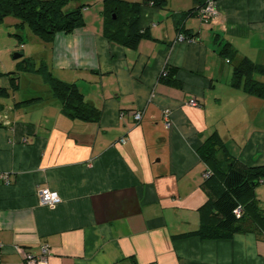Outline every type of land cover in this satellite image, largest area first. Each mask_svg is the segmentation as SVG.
<instances>
[{
    "label": "crops",
    "instance_id": "crops-1",
    "mask_svg": "<svg viewBox=\"0 0 264 264\" xmlns=\"http://www.w3.org/2000/svg\"><path fill=\"white\" fill-rule=\"evenodd\" d=\"M206 1L143 5L145 35L133 47L104 35L103 8L44 45L51 73L75 84L97 120L63 114L48 86L19 92V74L0 57V171L10 174L0 183V264H24L17 247L38 254L42 245L48 264H264V231L196 233L207 199L200 144L214 136L218 159L264 165V99L231 83L243 57L264 65V0H214L203 22ZM226 43L231 60L220 54ZM44 187L61 198L53 209L39 203Z\"/></svg>",
    "mask_w": 264,
    "mask_h": 264
},
{
    "label": "trees",
    "instance_id": "trees-1",
    "mask_svg": "<svg viewBox=\"0 0 264 264\" xmlns=\"http://www.w3.org/2000/svg\"><path fill=\"white\" fill-rule=\"evenodd\" d=\"M89 1L91 0H0V22L5 17H13L17 20V28L27 29L48 43L56 33H69L84 26L83 10L89 5ZM101 1L104 35L109 40L128 47H133L145 35V31L139 28L141 7L151 4L160 8L164 5V0ZM71 2L73 4L70 7ZM16 37L22 44L21 35L16 34ZM220 54L231 60L235 51L226 43ZM30 62V58H25V65L19 66V70H26ZM35 71L41 75L51 95L60 103L63 114L73 119H98L99 112L86 104L75 84L54 76L44 62ZM170 73L174 74V69H170L168 75ZM256 74L264 75V65L243 57L233 66L231 83L237 85L242 81L245 92L264 99V82L255 78ZM1 92L3 93L2 88ZM30 102L31 100L25 103ZM217 147L218 140L214 136L207 138L198 147V153L211 175L203 181L207 199L199 208L200 225L196 233L201 238L228 239L237 233L255 229L264 231V207L260 206L255 195V188L264 183V165L247 167L235 159L224 157L220 160L216 157ZM237 207L241 209L238 217L234 213Z\"/></svg>",
    "mask_w": 264,
    "mask_h": 264
},
{
    "label": "rangeland",
    "instance_id": "rangeland-1",
    "mask_svg": "<svg viewBox=\"0 0 264 264\" xmlns=\"http://www.w3.org/2000/svg\"><path fill=\"white\" fill-rule=\"evenodd\" d=\"M72 4L73 3L71 2L70 7L72 6ZM87 8H88L87 12L84 11L83 15H86V13H94V14L99 13L100 10L103 8V5L101 2H99V0H91L89 1V5ZM16 23L17 20L10 16L5 17L3 21L0 22V37H1L0 57L2 58V61H6L8 64L12 66L11 70H13V72L17 71V73L19 74L21 78V89L19 92L23 94H29L30 92H32V90H35V87H38L39 85L43 86L44 88L47 86L45 82L42 80L41 75L35 71L44 62V58L40 54V52L44 50L45 47L44 45H46V42H43L38 36L31 33L27 29L17 28ZM16 34L21 35L22 47L19 44L20 42L18 41ZM9 41H12L14 43V47L8 49L7 51L2 52L3 50L1 48H4V46H6L7 42ZM15 52H23L22 53L23 56L14 59L13 54ZM31 54H36V55H34V58H30V56H32ZM25 58L31 59L28 68L26 70L24 69L22 70L20 69V71L16 70L17 65L21 67L25 65L24 64ZM260 185H263V183L262 184L260 183L257 187H259ZM255 195H257L256 192ZM262 197L264 198V191L262 193Z\"/></svg>",
    "mask_w": 264,
    "mask_h": 264
},
{
    "label": "built area",
    "instance_id": "built-area-1",
    "mask_svg": "<svg viewBox=\"0 0 264 264\" xmlns=\"http://www.w3.org/2000/svg\"><path fill=\"white\" fill-rule=\"evenodd\" d=\"M216 4L214 0H207L198 10V15L203 22H209L211 18L216 15ZM177 41L182 40H192L186 35L179 34L177 36ZM190 105L196 106L197 101L195 99H190L188 101ZM132 116L135 121H140L142 118V111H134ZM170 112L168 110L163 113V122L165 127H169ZM123 141V139H121ZM211 175L209 169L203 172V178L206 179ZM10 181V174L6 171H0V183L8 184ZM39 203L41 205L47 206L53 209L60 201L61 198L56 191H52L49 188H40L37 192ZM241 209L237 207L234 209V213L238 217L240 215ZM17 251L21 254L24 264H48L49 248L47 245H42L38 254H34L24 247H17Z\"/></svg>",
    "mask_w": 264,
    "mask_h": 264
},
{
    "label": "water",
    "instance_id": "water-1",
    "mask_svg": "<svg viewBox=\"0 0 264 264\" xmlns=\"http://www.w3.org/2000/svg\"><path fill=\"white\" fill-rule=\"evenodd\" d=\"M21 56H22V53H20V52H15V53L13 54V58H14V59L19 58V57H21Z\"/></svg>",
    "mask_w": 264,
    "mask_h": 264
}]
</instances>
